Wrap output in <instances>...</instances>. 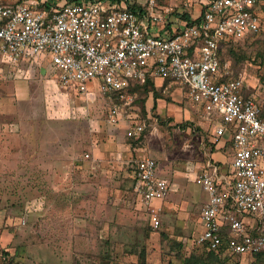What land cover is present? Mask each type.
Instances as JSON below:
<instances>
[{
	"label": "rangeland",
	"instance_id": "1",
	"mask_svg": "<svg viewBox=\"0 0 264 264\" xmlns=\"http://www.w3.org/2000/svg\"><path fill=\"white\" fill-rule=\"evenodd\" d=\"M201 9L194 4L193 16ZM223 61L264 110V31L234 43ZM46 65L0 62V264H179L192 250L188 238L201 228L207 196L192 180L213 153L229 161L228 146L216 150L207 121L175 85L156 81L128 93L125 115L143 126L128 137L109 123L106 98L62 88ZM145 157L174 184L153 204L157 230L132 187ZM185 239L186 248L178 247Z\"/></svg>",
	"mask_w": 264,
	"mask_h": 264
},
{
	"label": "built area",
	"instance_id": "2",
	"mask_svg": "<svg viewBox=\"0 0 264 264\" xmlns=\"http://www.w3.org/2000/svg\"><path fill=\"white\" fill-rule=\"evenodd\" d=\"M171 1L0 4V54L12 63L48 59L62 88L106 98L111 104L109 123L122 126L128 137L143 132L121 105L130 96L129 87L161 81L185 92L211 121L212 142L228 138L233 149L226 186L211 174L195 179L207 200L200 212L202 230L193 245L253 256L264 252V120L256 100L244 95L243 81L230 78L226 65H220L218 52L231 41L264 31V0H183L177 7ZM197 3L202 9L194 17L191 5ZM185 12L191 22L182 19ZM156 167L154 159H140L132 185L150 212L152 230L160 227L153 204L169 194L168 182L156 176Z\"/></svg>",
	"mask_w": 264,
	"mask_h": 264
},
{
	"label": "crops",
	"instance_id": "3",
	"mask_svg": "<svg viewBox=\"0 0 264 264\" xmlns=\"http://www.w3.org/2000/svg\"><path fill=\"white\" fill-rule=\"evenodd\" d=\"M14 0H11L10 2H13ZM183 2V0H180V1H178V0H172L171 1V6L173 7H177V6H181L180 4ZM192 7H191V10L194 8V5H191ZM177 13V12H176ZM175 15V14H174ZM0 62H7V63H9L10 64V62H8L5 58H3V57H0ZM24 64V63H26V64H28V63H31V64H39V65H42V64H44V65H46V60L45 59H43V58H41L40 56H38V57H35V58H30V59H26V60H21V61H19L18 62V64ZM46 67H48L47 65H46ZM50 68H51V66H49ZM48 67V68H49ZM51 72H52V69H51ZM2 73V70H1V68H0V74ZM52 74H53V72H52ZM154 84V83H153ZM165 84H167L166 82H161L160 81V85L159 86H161V87H163V85H165ZM154 86L155 87H157L158 86V84H154ZM181 92H183L182 90H181ZM184 93V92H183ZM83 96H92L93 95V97H95V96H97V94H82ZM196 108L197 109H199L197 106H196ZM201 112V111H200ZM201 114H202V116H203V118L207 121V124H208V127L210 126V128L212 129V132H213V127L211 126L212 124H211V121L201 112ZM212 132H211V134H210V140H211V142H212ZM213 144H216V150L218 151L219 149H224L225 148V146L227 145L228 146V149H229V161L228 160H226L222 155H220L219 154V152H216V153H213L212 154V158H211V160L212 159H218V160H216L217 162H212L211 160L209 161V163L207 164V165H205V166H203L202 168H201V171H200V174L199 175H196L195 176V178H194V180H192V181H194V183H195V179L198 177V176H200V175H202V174H211V175H215V176H217L218 178H220V180H221V183H220V185L221 186H226V184L228 183V182H230L231 180V161H232V156H233V149H232V145H231V141L228 139V138H223L222 140H220L219 141V143H214V142H212ZM221 145V146H220ZM224 159H223V158ZM151 158V157H150ZM227 158V157H226ZM143 159V158H142ZM153 159V158H152ZM139 161V160H138ZM137 161V162H138ZM155 161V160H154ZM228 161V162H227ZM137 162H136V164H137ZM156 162V161H155ZM156 165H157V167H156V176L158 177V178H161V179H164V180H166L167 182H168V185H169V194H168V196L173 192V188H174V184L173 183H171L170 182V180H168V179H166V177H164L162 174H161V172H160V168H159V166H158V164H157V162H156ZM135 168H136V165L134 166ZM135 168L133 169V173H132V185H133V181H134V174H135ZM196 184V183H195ZM201 188V187H200ZM201 190H202V188H201ZM203 191V190H202ZM204 192V191H203ZM206 194V193H205ZM206 200H207V196H206ZM206 200H203V202H202V207H203V205L205 204V202H206ZM202 207H201V209H202ZM228 207V206H227ZM200 212H201V210H200ZM200 212H199V222H200V224H201V219H200ZM238 217L239 218H241L243 221H245V222H248V219L249 218H247L246 216H243V215H238ZM227 227L226 226H224L223 228H222V230H223V232H226L227 231ZM202 230V224H201V228H198V231H197V233L196 234H194L191 238H188V241H189V245L192 247V250L190 251V253H192L193 251H195L196 250V247L193 245V239L195 238V236L196 235H198L199 233H200V231ZM186 239L185 240H182V242H181V247L183 248V249H185L186 248ZM199 252H205V251H203V250H201L200 249V251ZM189 253V254H190ZM225 254H227V253H225ZM227 261L229 262V260L231 261V260H233V258H241V257H253V256H250V255H240V256H232V255H229V254H227Z\"/></svg>",
	"mask_w": 264,
	"mask_h": 264
},
{
	"label": "trees",
	"instance_id": "4",
	"mask_svg": "<svg viewBox=\"0 0 264 264\" xmlns=\"http://www.w3.org/2000/svg\"><path fill=\"white\" fill-rule=\"evenodd\" d=\"M132 8V7H131ZM182 19H185L186 21H190L191 22V18H190V14L188 12L183 13L182 15ZM251 38V37H250ZM249 38H244V39H240L237 41H231L227 44H225L221 50H219L218 52V57H219V62L220 65H223L224 61H223V55L226 49L231 48L232 45L236 42H240L243 40H247ZM229 52L232 53L231 50H229ZM236 79V78H233ZM137 85H133L131 87H129L128 93L132 92L133 90H135V88H137ZM244 95L247 96L248 93H245L244 90ZM260 118L262 120H264V110L261 109L260 112ZM225 236L227 237V234L224 233V242L226 241ZM178 247H181V243H178ZM225 247L221 248L219 251L215 252V251H205L204 253L201 254H192L190 253L188 256H179V264H225L227 262V254H225L226 252L224 251ZM3 254L6 255L7 257H10V253L8 250L4 249L3 250ZM253 257L259 261H262V258H264V252L261 253H257L254 254Z\"/></svg>",
	"mask_w": 264,
	"mask_h": 264
}]
</instances>
